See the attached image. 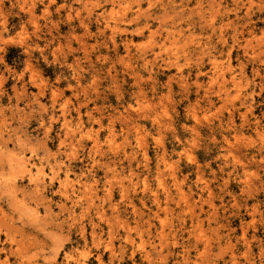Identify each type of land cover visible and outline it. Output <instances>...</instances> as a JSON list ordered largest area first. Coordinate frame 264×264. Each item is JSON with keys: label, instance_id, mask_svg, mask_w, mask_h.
<instances>
[{"label": "rangeland", "instance_id": "1", "mask_svg": "<svg viewBox=\"0 0 264 264\" xmlns=\"http://www.w3.org/2000/svg\"><path fill=\"white\" fill-rule=\"evenodd\" d=\"M263 130L264 0H0V264H264Z\"/></svg>", "mask_w": 264, "mask_h": 264}, {"label": "bare ground", "instance_id": "2", "mask_svg": "<svg viewBox=\"0 0 264 264\" xmlns=\"http://www.w3.org/2000/svg\"><path fill=\"white\" fill-rule=\"evenodd\" d=\"M246 11H247V10H246ZM244 16H245V14H244ZM246 16H247V14H246ZM208 17H209V16H208ZM203 21H204V19H203ZM186 23H187V22H186ZM211 23H212V22H211ZM207 24H208V23H207ZM178 31H179V30H178ZM173 32H174V31H173ZM249 32H250V31H249ZM170 33L172 34V32H170ZM177 33H178V35H180L179 32H177ZM251 33H252V32H251ZM251 33H250V34H251ZM234 34H235V33H234ZM165 35H166V34H165ZM176 35H177V34H176ZM153 36H154V35H151L150 37H153ZM170 36H171V35H170ZM207 36H209V35H207ZM165 37H166V36H165ZM165 37H164V38H165ZM183 37H184V36H183ZM190 37L192 38V36H190ZM190 37H189V38H190ZM164 38H163V39H164ZM189 38L185 37V40H186V39H189ZM191 38H190V39H191ZM205 38L207 39V37H205ZM163 39H162L161 42H163ZM190 39H189V40H190ZM217 39H219V38H217ZM244 39H245V38H244ZM244 39H243V40H244ZM164 40H165V39H164ZM173 40H176V38L173 39ZM189 40H188V41H189ZM245 40H247V39H245ZM253 40H255V39L253 38ZM150 41H151V39H150ZM171 41H172V40H171ZM173 42H174V41H173ZM173 42H171V43H173ZM197 42H198V41H197ZM205 42H206V40H205ZM224 42H225V41H224ZM224 42H223V43H224ZM154 43H155V42H154ZM167 43H168V42H167ZM171 43H170V44H171ZM187 43H188V42H187ZM189 43H192V42H189ZM189 43H188V44H189ZM161 44H163V43H161ZM170 44H169V45H170ZM183 44H184V43H183ZM183 44H182V45H183ZM188 44H187V46H188ZM196 44H197V43H196ZM245 44H247V43H245ZM152 45H153V43H152ZM177 45H178V41H177ZM221 45H223V44H221ZM243 45H244V43H243ZM170 46H171V45H170ZM183 46H184V45H183ZM198 46H199V45H198ZM244 46H245V45H244ZM255 46H256V45H255ZM258 46H259V44H258ZM258 46H257V48H258ZM184 47H185V46H184ZM252 47H253V46H252ZM252 47H251V48H252ZM153 48H154V46H153ZM167 48L170 49L169 46H168V47L166 46L165 49H167ZM180 48H181V47H180ZM180 48L178 47V50H179ZM245 48H246V47H245ZM247 48H250L249 45H248ZM247 48H246V49H247ZM169 49H168V51H169ZM174 49H175V48H174ZM253 49H254V48H252V50H253ZM175 50H177V48H176ZM175 50H174V52H175ZM181 50H182V49H181ZM168 51H166V52H168ZM158 52H159V51H158ZM172 52H173V51H172ZM180 52H181V51H180ZM199 53H200V52H199ZM256 53H257V52H256ZM159 54H160V53H159ZM183 54H184V53H183ZM227 54H228V53H227ZM170 55H171V54H170ZM173 55H174V54H173ZM175 55H176V54H175ZM200 55H201V54H200ZM258 55H259V53H258ZM177 56H178V55H177ZM189 56H190V55H189ZM199 57H201V56H199ZM253 57H255V56H252V58H253ZM227 59H228V57H227ZM253 59H254V58H253ZM169 61H170V60H169ZM174 61H175V59H174ZM184 61H185V60H184ZM211 61H212V59H211ZM214 61H215V59H214ZM228 61H229V60H228ZM166 62H167V61H166ZM187 62H188V61H187ZM193 62H194V61H193ZM193 62H192V63H193ZM167 63H168V62H167ZM167 63H166V64H167ZM169 63H170V62H169ZM212 65H215V64L212 63ZM219 65H220V64H219ZM227 65H228V64H227ZM173 66H174V65H173ZM210 66H211V65H210ZM171 67H172V66H171ZM181 67H182V66H181ZM211 67H212V66H211ZM214 68H215V67H214ZM214 68H213V69H214ZM227 68H228V67H227ZM215 69H216V68H215ZM223 69H224V68H223ZM212 71H213V70H212ZM222 71H223V70H221V72H222ZM227 71H228V70H227ZM177 72H178V70H177ZM221 72H220V73H221ZM212 73H213V72H212ZM186 74H187V73H186ZM196 74H197V73H196ZM199 75H200V73H199ZM181 76H182V75H181ZM194 76L196 77L197 75H194ZM179 77H180V76H179ZM184 77H185V76H184ZM214 77H215L214 80H216V77H218V75H216V76H214ZM231 77H233V76H231ZM229 78H230V77H229ZM222 79H223V77H222ZM240 79H241V78H240ZM240 79H239V80H240ZM194 80H195V79H193V81H194ZM211 81H212V80H210V82H211ZM230 81H231V80H230ZM194 82H195V81H194ZM212 82L214 83V81H212ZM212 82H211V83H212ZM219 82L221 83V81H218L217 83H219ZM231 82H232V81H231ZM211 83H210V85L213 84V83H212V84H211ZM215 83H216V81H215ZM215 83H214V85H215ZM222 83H224V82H222ZM222 83L219 84V85L222 86ZM195 84L197 85V83H195ZM195 84H194V85H195ZM199 84H200V83H199ZM203 84H204V83H203ZM230 84H231V83H230ZM180 85H181V84H180ZM182 85H183V84H182ZM182 85H181V88H182ZM207 85H208V83H207ZM210 85H209V86H210ZM216 85H217L216 88L218 89V86H219V85H218V84H216ZM216 85H215V86H216ZM196 87H198V85H197ZM210 87H211V86H210ZM210 87H208V88H210ZM231 88H232V87H231ZM235 88H237V87H235ZM261 88H262V87H261ZM203 89H204V88H203ZM210 89H211V88H210ZM223 89L225 90V88H223ZM237 89H238V88H237ZM239 89H242V87L239 88ZM262 89H263V88H262ZM168 90H169V89H168ZM220 90H221V89H220ZM227 90H228V89H227ZM195 91L197 92V90H195ZM202 91H203V90H202ZM204 91H205V89H204ZM209 91H210V90H209ZM209 91L207 90V92H209ZM213 91H214V90H213ZM218 91H219V90H218ZM221 91H222V90H221ZM196 92H195V93H196ZM222 92H223V91H222ZM235 92L238 93L237 90H236ZM259 93H260V92H259ZM236 95H238V94H236ZM204 96H205V95H204ZM205 97H206V96H205ZM181 98H182V97H181ZM218 98H219V97H218ZM183 99H184V98H183ZM207 103H208V102H207ZM194 104L196 105V102H195ZM212 104H213V103H212ZM209 105H210V104H209ZM209 105H208V106H209ZM208 106H207V107H208ZM210 106H211V105H210ZM128 108H129V107H128ZM192 108H193V107H192ZM133 111H134V110H133ZM141 111H142V110H141ZM143 111H144V110H143ZM231 111H232V110H231ZM245 113H246V112H245ZM229 115H230V114H229ZM231 115H232V114H231ZM244 115H245V114H244ZM137 116H138V115H137ZM241 116H242V115H241ZM193 117H194V116H193ZM242 117H243V116H242ZM122 118H123V117H122ZM192 119H193V118H192ZM193 120H194V119H193ZM231 120H232V119H231ZM125 121H126V120H125ZM196 121H197V119H196ZM196 121H195V123H196ZM241 121H243V120L241 119ZM254 121H255V120H254ZM255 122H256V121H255ZM255 122H254V123H255ZM198 123H199V122H198ZM229 124H230V123H229ZM241 124L243 125L242 122H241ZM240 127H241V125H240ZM190 130H191V129H190ZM191 131H192V130H191ZM263 131H264V130H263ZM193 134H195V136H196V132H193ZM258 134H259V133H258ZM228 137H229V136H228ZM228 137H227V138H228ZM259 137H260V139L263 138V134H262V133L259 134ZM241 138H242V136H241ZM245 139H246V138H245ZM257 139H258V138H257ZM211 140H212V139H211ZM211 140H210V141H211ZM234 140H235V138H234ZM242 140H243V138H242ZM232 141H233V140H232ZM244 141H245V140H244ZM176 142H177V141H176ZM224 142H225V141H224ZM236 142H238V141L236 140ZM138 143H139V142H138ZM177 143H178V142H177ZM211 143H212V142H211ZM225 143H226V142H225ZM228 144H229V143H228ZM241 144H242V143H241ZM139 145H140V144H139ZM235 146H236V145H235ZM231 147H232V146H231ZM231 147L229 146L228 148H231ZM220 148H221V147H220ZM226 149H227V148H226ZM229 150H230V149H229ZM231 150H232V149H231ZM228 152H229V151H228ZM238 153H239V152H238ZM179 156H180V155H179ZM243 156H244V155H243ZM144 157H145V156H144ZM189 158H190V157H189ZM189 158H188V159H189ZM144 160H145V158H144ZM250 160H251V159H250ZM190 162H191V160H190ZM239 162H240V161H239ZM259 162H260V160H259ZM261 162H262V161H261ZM243 164H244V163H243ZM243 164H242V165H243ZM168 165H169V164H168ZM166 166H167V165H166ZM170 166H171V165H170ZM166 168H167V167H166ZM241 168H242V167H241ZM35 169H36V168H35ZM168 170H170V168H168ZM241 170H242V169H241ZM35 171H36V170H35ZM171 173H172V170H171ZM245 174H246V173H245ZM34 176H35V174H34L32 177H34ZM32 180H33V179H32ZM32 180H31V181H32ZM173 181H174V180H173ZM248 183H251V181H250V182L248 181ZM259 184H260V183H259ZM253 187H254V186H253ZM254 189H255V188H254ZM251 192H252V191H251ZM254 192H255V190H254ZM182 197H184V196H182ZM252 209H253V208H252ZM161 225H162V224H161ZM162 226H163V225H162ZM162 226H160V227H162ZM161 230H163V229L161 228Z\"/></svg>", "mask_w": 264, "mask_h": 264}]
</instances>
